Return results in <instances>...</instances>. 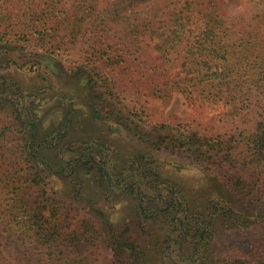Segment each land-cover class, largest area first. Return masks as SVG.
Returning <instances> with one entry per match:
<instances>
[{
  "label": "trees",
  "instance_id": "1",
  "mask_svg": "<svg viewBox=\"0 0 264 264\" xmlns=\"http://www.w3.org/2000/svg\"><path fill=\"white\" fill-rule=\"evenodd\" d=\"M245 1L233 10L226 0H29L23 31H8L11 23L1 19L0 25H9L0 27V41L19 43L29 54L60 56L58 47L89 30L86 60L93 87L103 90L99 97L118 100L112 91L127 81L161 98L178 91L190 103L217 106L220 112L211 119L221 124L218 133L188 122L155 125L170 133L155 139L136 134L149 136L155 146L184 150L210 170L217 166L211 179L231 202L211 194L212 186L205 198L190 200L156 171L143 187L146 193L138 194L156 202L167 190L174 200H164L149 218L139 198L135 222L123 227L96 207L108 223L104 230L54 191L51 173L65 167L57 170L55 161L39 154V127L22 117L16 103L15 122L0 127L1 244L10 256L5 263L0 254V264H91L88 252L104 234L118 252L117 264H167L164 253L172 244L180 260L193 264H264V0ZM4 12L9 8L1 2L0 16ZM146 42L156 52L154 61L125 77L120 66L132 62ZM69 70L83 73L78 63ZM118 106L119 100L113 109L119 121L136 125ZM102 170L111 185L105 164ZM222 235L231 238L226 245L220 244Z\"/></svg>",
  "mask_w": 264,
  "mask_h": 264
},
{
  "label": "rangeland",
  "instance_id": "2",
  "mask_svg": "<svg viewBox=\"0 0 264 264\" xmlns=\"http://www.w3.org/2000/svg\"><path fill=\"white\" fill-rule=\"evenodd\" d=\"M226 1L233 10L241 9L246 2ZM1 2L9 8V12L2 13L4 15L0 16V21L6 17L11 23L8 31H23V25L27 23L29 0ZM2 25L0 27L7 30L6 25L9 24ZM88 33L89 30L72 38L64 48L58 47L60 56L29 54L19 43L0 41V127L15 122L18 111L14 107L16 103L22 109L19 110L22 117L37 123L36 145L39 154L55 161L58 164L55 169L65 167V172L60 174L47 170L51 173V185L57 195L73 202L104 230H108L104 217L118 227L135 222V206L139 198L149 218L153 209L161 207L164 200L167 203L174 200L175 194H167V190L162 191V196L157 195L156 202L150 199V195L138 194L140 191L146 193L143 187L146 182H151L149 175L156 171L177 183L190 200L205 198L209 192L207 187L212 186L214 191H210L211 194L231 202V195L222 190L214 178L211 179V171H218L217 166L210 170L201 160L184 150L155 146L149 136L141 138L136 134L141 130L155 139L160 133L166 136L170 134L169 131L154 130L152 127L155 125L166 123L174 126L175 123L188 122H193L199 130L218 133L221 124L211 118L220 112L219 108L190 103L185 94L178 91L169 98H161L127 81L120 88L121 79L117 82L119 88L112 93L119 100V106L125 109L124 114L132 119L130 123H137L127 128L113 110L118 100L115 98L113 101L108 96L99 97L103 90L93 87L90 80L92 64L86 60V50L91 43ZM149 44L145 43L144 49L133 57L132 62L120 66L125 77L137 71L142 64L154 61L156 52ZM72 63L80 64L83 73L76 76L70 72ZM107 104L111 105L110 114L104 110ZM82 163L86 164V168L80 166ZM103 164L112 175L109 186L104 178ZM123 169L121 177L119 173ZM131 181L134 186H130ZM130 187L135 190L128 191ZM152 194L155 195V192ZM96 207L102 210L104 217L94 212ZM104 235V241L88 252L91 264H117L114 253L118 252L113 248L108 234ZM156 235H162L160 228ZM230 239L222 235L220 244L226 245ZM1 243L0 229V254L7 263L10 256ZM164 257L167 264H193L187 259L180 260L173 244ZM197 263L202 264L200 260Z\"/></svg>",
  "mask_w": 264,
  "mask_h": 264
}]
</instances>
